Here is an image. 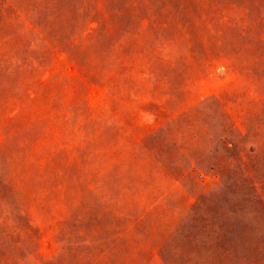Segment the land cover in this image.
<instances>
[{"label":"rangeland","instance_id":"374dc122","mask_svg":"<svg viewBox=\"0 0 264 264\" xmlns=\"http://www.w3.org/2000/svg\"><path fill=\"white\" fill-rule=\"evenodd\" d=\"M0 3V264L264 263V0Z\"/></svg>","mask_w":264,"mask_h":264},{"label":"trees","instance_id":"16d2710c","mask_svg":"<svg viewBox=\"0 0 264 264\" xmlns=\"http://www.w3.org/2000/svg\"><path fill=\"white\" fill-rule=\"evenodd\" d=\"M31 3L33 4V8L36 13H34V16L36 17V20H38V23H41L40 21H46L49 18V14L52 12L54 9L57 0H30ZM111 3H113L116 0H110ZM5 8L2 6V3H0V18L3 17ZM46 16V18L44 17ZM204 231L209 235L205 237L203 240H205V244L208 245H213L214 244V239H213V234H214V229L213 228H204ZM223 252H226L224 249H222ZM222 257V256H221ZM53 261H49L48 264H52ZM223 264H264L261 263L260 261H256L252 258H239L236 259L235 262L230 260L228 258L223 262Z\"/></svg>","mask_w":264,"mask_h":264}]
</instances>
